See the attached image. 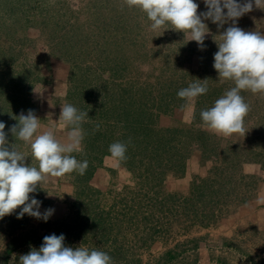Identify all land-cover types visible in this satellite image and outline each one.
<instances>
[{"label":"rangeland","instance_id":"obj_1","mask_svg":"<svg viewBox=\"0 0 264 264\" xmlns=\"http://www.w3.org/2000/svg\"><path fill=\"white\" fill-rule=\"evenodd\" d=\"M204 22L200 48L188 33L151 30L124 0H0V122L9 147L38 166L11 127L33 110L63 138L58 119L71 103L88 111L83 153L73 155L89 162L83 176L50 177L30 194L41 213L54 210L46 222L18 219L20 208L0 218V264H20L51 234L106 251L114 264H264V94L241 92L251 105L244 136L203 125L201 110L234 86L213 68L218 35L232 21ZM235 23L264 33V3ZM195 79H207V94L194 104L178 98ZM129 139L127 160L117 163L109 145Z\"/></svg>","mask_w":264,"mask_h":264},{"label":"clouds","instance_id":"obj_2","mask_svg":"<svg viewBox=\"0 0 264 264\" xmlns=\"http://www.w3.org/2000/svg\"><path fill=\"white\" fill-rule=\"evenodd\" d=\"M203 3L207 11L198 13L199 5L194 0H124L128 8H137L146 14L151 30L163 32L171 28L188 33V41H195L200 48L204 47L205 37L209 34L205 20H211L218 28L232 21L231 26L218 35L219 43L215 41L218 51L213 56V68L219 78L232 81L234 86L216 99L213 106L201 110L200 118L205 127L217 134L244 136L248 131L245 118L251 111V105L241 92L264 94V33L245 31L235 22L264 0H246L243 4L238 0H203ZM208 91L207 79H195L181 88L177 96L194 104L196 98ZM194 116L193 111L191 118ZM87 118L88 111L64 103L58 122L59 127L67 131L61 138L55 127L44 128L33 110H28L26 115L21 113L10 131L30 147L31 158L38 166L26 163L25 158L29 154L20 151L15 144L9 147L5 124L0 122V218L20 208L18 219L25 214L45 222L49 219L54 210L49 208L41 213V201L30 197V194L50 177L60 178L73 172L81 176L85 174L88 160H78L73 153H83L86 132L82 125ZM99 127L97 124L96 130ZM130 143V139L111 143L108 148L111 158L117 163L126 161ZM257 204H264V197H259ZM64 241L63 234L45 236L38 250L32 249L20 256V264H114L106 251L90 249L82 244L73 248L66 246Z\"/></svg>","mask_w":264,"mask_h":264}]
</instances>
